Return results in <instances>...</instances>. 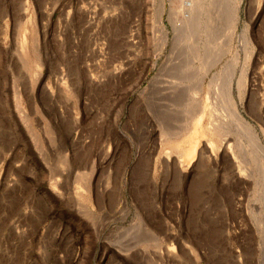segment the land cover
<instances>
[{
    "label": "rangeland",
    "instance_id": "374dc122",
    "mask_svg": "<svg viewBox=\"0 0 264 264\" xmlns=\"http://www.w3.org/2000/svg\"><path fill=\"white\" fill-rule=\"evenodd\" d=\"M218 2L239 19L206 77L217 129L193 135L199 96L161 88L158 0H0V264H239L256 220L264 264V0Z\"/></svg>",
    "mask_w": 264,
    "mask_h": 264
},
{
    "label": "bare ground",
    "instance_id": "6f19581e",
    "mask_svg": "<svg viewBox=\"0 0 264 264\" xmlns=\"http://www.w3.org/2000/svg\"><path fill=\"white\" fill-rule=\"evenodd\" d=\"M158 1H159L158 13H157L158 19H156V20H157L159 29L162 32V41L161 42H162V46L164 48H165L168 40H170V36L168 33V27H167V24L165 22V12L166 11L168 12V20L170 21L172 28H173V37L171 38V49H170L171 54H169L168 58L164 61L163 65L161 66V70H160V72H162L163 69H167V70L169 69L170 72L172 73L171 75H167V78H165L166 75L164 76L165 79L163 80V84L161 86V88H163L164 93L169 95V99H171L170 103L168 102L167 105L168 106L172 105L171 108L175 109L173 106L174 103L177 104V102L179 100H180V102H181V100H183L184 101L183 104H185V103L187 104V102L190 101L191 95L193 97V94H196V96H199V98H196V97H194V98L200 99L199 101L201 102V105H199L198 103L196 104L197 117H196V121H195V125H194L195 128L192 130V131H194L193 135L195 133H197V131H199L200 126L202 127L205 118L209 119V128L210 129H214V128L217 129V124L214 121V114H213V109H212V91H211V88L213 86H211V84H212L213 78L211 77L210 80L207 81L206 77L209 74L211 66L223 58L225 52L227 51L225 49L226 45H227V43H229L232 40L233 34L236 31L237 22L239 19L238 18V16H239L238 5L235 4L234 6H231L230 8H222V4L220 2H218L215 4L216 7L213 9L212 0H169V6L167 5V0H158ZM214 3H215V1H214ZM214 3H213V5H214ZM179 16H182V19H180ZM186 26H189L194 30L192 32V35H194V34L196 35L195 40L192 42V44L190 46L188 44H186V45H188V49H189L188 50L189 51L188 52L189 53L188 59L190 61H188V62H191V64L189 63V65L187 67H185L186 66L185 61H184V63H182L181 61L177 62L176 57H178V56L176 55V57H175L173 55V54L177 53V51L181 48V45H182V38H181L182 37L181 36L182 29H184V27H186ZM228 27H229V31L227 32ZM184 32H185V30H184ZM183 42H184V40H183ZM185 49H186V47H185ZM180 51H182V49ZM182 56H183V54H182ZM195 60H200L202 62L201 66L194 67L195 63H192V62H195ZM206 63H210V66H208ZM181 64L184 65L185 68L182 67ZM180 67H182V69ZM156 78H157V76H156ZM186 78H189L192 80V82L190 84L188 83L189 85L185 83ZM223 92H224V97H226V99L231 103L232 102L231 101L232 100V84L227 83L226 86L224 87ZM163 95L164 94H162V96ZM167 98H166V100H167ZM164 102H167V101H164ZM164 102H163V104H164ZM171 102L173 104H171ZM157 103L161 104L159 101ZM181 104H182V102H181ZM232 105L234 106L233 102H232ZM21 110H23V109H21ZM234 113L236 114L234 116H237L238 119L241 120V122L242 121L246 122L245 118L240 116L237 113V111H234ZM25 116H27V115H24L23 118H25ZM212 116H213V118H212ZM28 119H29V117H26L25 121H28ZM250 130L252 132L253 140L256 142V145L259 148H261V150L264 152V144L260 140L255 129L251 128ZM227 138L224 137L223 140H224V145L228 149L230 143H229ZM209 143H211L212 148H213L214 142L212 139H209ZM191 150L193 152L194 147ZM262 155L264 156V154H262ZM51 159H52L51 157L48 158V160H51ZM178 159H179L180 163H182L186 167L192 161V159L190 158L189 161L185 162V159L183 158V154H179ZM236 166H238V164L235 163V160H232V163H231L232 169L235 170ZM66 169H68L69 174L71 175V173L73 172L72 171L73 168L66 167ZM249 171L250 172L248 173V176L251 178H254L255 177L254 170L250 169ZM74 178H75V180H77V178H78L77 173L75 174ZM251 183H252V181H247V183H245V184H247V186H249ZM257 206L258 205H256L257 211L252 209V212H254V214L256 216H258V214H260L261 211L263 212V208H261L260 206H258V207ZM256 216H254V217L256 218ZM256 221H257V224H253L254 227H251V230H249L250 232L251 231L253 232L252 234L249 235L250 236L249 249H251V246H252V251L254 253H256V255H257L258 250L255 249L253 244H254V240L256 239L255 236H257L256 233L261 228L260 227L261 221H258V220H256ZM215 226H216V224H215ZM217 226H218L217 227L218 229L215 227L216 229L214 228V233H218V235H219L218 237H221L222 227H221V225H217ZM222 235H223V233H222ZM232 255H234V254H232ZM256 255L254 254V255L250 256L251 257L250 260H249V258L245 259L243 262H240L239 264H257L254 260ZM235 260H236V262L238 261L237 259H235Z\"/></svg>",
    "mask_w": 264,
    "mask_h": 264
}]
</instances>
